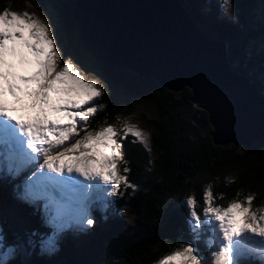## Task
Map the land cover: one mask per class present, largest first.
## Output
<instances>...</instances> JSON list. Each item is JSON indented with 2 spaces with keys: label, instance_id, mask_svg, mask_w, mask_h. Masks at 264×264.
Listing matches in <instances>:
<instances>
[{
  "label": "trees",
  "instance_id": "obj_1",
  "mask_svg": "<svg viewBox=\"0 0 264 264\" xmlns=\"http://www.w3.org/2000/svg\"><path fill=\"white\" fill-rule=\"evenodd\" d=\"M178 1L206 36L227 43L232 68L262 89L264 50L259 51L250 43L257 31L251 30L248 22L254 0L234 2V7L240 9L237 20L222 16L221 0ZM28 3L49 10L54 35L63 31L65 36L59 38V43L68 41L64 53L69 50V58L100 75L104 95L95 103L106 107L89 118V128L108 124L119 128L117 116L126 117L142 106L149 112V116L144 115V122L151 133V152L139 142L132 143L130 135L123 141L131 169L126 175L136 185L135 191H125L122 184L123 195L108 198L114 211H93L96 222L89 237L75 239L69 235L49 255L38 254V243H28L52 233L44 212L19 198L22 181L18 177L6 169L0 170V232L6 239L5 248H29L31 257L27 264H156L181 242L191 239L188 209L181 200L190 190L200 205L202 191L209 182L219 204L236 198L238 191L241 200L248 193H255L256 207L264 202V144H215L209 112L191 100V87L168 89L149 75L100 62L80 40L78 21L72 13L75 0H0V12L5 8L21 12ZM230 174L232 177L228 178ZM11 263L24 264L18 258L5 264Z\"/></svg>",
  "mask_w": 264,
  "mask_h": 264
},
{
  "label": "snow or ice",
  "instance_id": "obj_2",
  "mask_svg": "<svg viewBox=\"0 0 264 264\" xmlns=\"http://www.w3.org/2000/svg\"><path fill=\"white\" fill-rule=\"evenodd\" d=\"M223 5L229 7L230 0ZM103 95L98 81H86L73 60L64 59L47 17L27 10L0 12V170L14 177L24 174L18 186L21 200L43 202L45 223L52 229L40 241L44 251H54L67 230L94 226V210L114 211L108 198L123 195L121 182L125 191H135L122 151L129 135L132 143L151 151L150 133L131 123V117L117 116L119 128H89V118L106 107L95 103ZM240 195L219 204L211 182L204 188L203 205L188 195L184 204L191 239L157 264H264V202L254 207L255 193L242 200ZM5 247L0 232V264L15 251L7 247L4 253Z\"/></svg>",
  "mask_w": 264,
  "mask_h": 264
},
{
  "label": "water",
  "instance_id": "obj_3",
  "mask_svg": "<svg viewBox=\"0 0 264 264\" xmlns=\"http://www.w3.org/2000/svg\"><path fill=\"white\" fill-rule=\"evenodd\" d=\"M80 40L100 62L154 77L209 112L213 142L264 144V93L231 67L178 0H75Z\"/></svg>",
  "mask_w": 264,
  "mask_h": 264
},
{
  "label": "rangeland",
  "instance_id": "obj_4",
  "mask_svg": "<svg viewBox=\"0 0 264 264\" xmlns=\"http://www.w3.org/2000/svg\"><path fill=\"white\" fill-rule=\"evenodd\" d=\"M235 1L236 0H230V6L225 7L223 5V0H221L220 7H221V14L223 17L230 19V20H237L238 19V14L240 13V9L238 7H237L238 9H236L234 7ZM238 1H240V0H238ZM24 10H27L30 13H35L41 19L47 17L49 20L50 16H51L50 11L43 9V8H40V7H37V5L35 6L33 4H30V3L25 4V7L22 9V11H24ZM248 19H249L248 22H249L250 29L253 31H257L256 35L250 40V43L253 46H255V48L257 50L262 51V50H264V0H254V6L251 10V14H250V17ZM260 30H263V31H260ZM61 36H65L63 31H59V33H57V35H56L57 49L63 53L64 59H68L69 58L68 56H70L69 50L66 53H64L66 48H67L68 41L65 40L63 43H59V38ZM72 60H73L74 64L76 65V67L80 70V75L82 76V78H84L86 81L95 80V81H98L100 83V75H99V73H97V71L95 69L85 70L79 65V63L77 61H74V59H72ZM233 66H234V63L231 64V67H233ZM260 91L262 93H264V87L262 89H260ZM144 115L149 116L148 110L142 106H139L138 109L134 110L131 114L127 115L126 117H131V121H130L131 123L138 125L145 132L150 133V131L147 129L148 128L147 124L144 122ZM114 126H116V125H114ZM116 127H118V126H116ZM83 134H84L83 132L80 133V135H83ZM150 148H151V133H150ZM122 151H123V149H122ZM120 167H121L120 174L123 175L122 165ZM229 176L232 177L231 174L228 175V178H229ZM122 184H124V182H121L120 186ZM203 192H204V189L202 191V196H203ZM191 194H193L192 190H190L187 195L182 196L181 200L184 202L186 197L188 195H191ZM253 206L256 207V204L253 203ZM258 206H260V205H258ZM94 212H95V210H94ZM94 212L92 213L93 216H94ZM201 213H202V210H201ZM95 222H96V219H95ZM93 228L94 227L92 226L91 228H87L84 231H77L74 229L67 230L66 232L61 234V236L58 240L56 249L58 248L59 242H61L65 237H68L69 235L73 236L75 239H80L82 237H89L93 231ZM51 234L44 235L43 237L38 239L36 242H33L31 240L32 241V243L30 244L31 246L33 243H38L39 247L37 249H38L39 255H44V254L49 255L50 253L53 252V251L49 252V251L42 250L41 245H40L41 239L46 238L47 236H50ZM31 246H29V247H31ZM201 246L203 247V245H201ZM12 248L15 249L14 253L10 256H7V255L3 256V264L8 262L9 259H12V258H18L24 264H27L28 258L31 257V256H29V254H30L29 248H26L24 246L12 247ZM6 250H7V248H5L3 250L4 253H6ZM11 264H13V263H11Z\"/></svg>",
  "mask_w": 264,
  "mask_h": 264
},
{
  "label": "flooded vegetation",
  "instance_id": "obj_5",
  "mask_svg": "<svg viewBox=\"0 0 264 264\" xmlns=\"http://www.w3.org/2000/svg\"><path fill=\"white\" fill-rule=\"evenodd\" d=\"M49 11V10H48Z\"/></svg>",
  "mask_w": 264,
  "mask_h": 264
}]
</instances>
